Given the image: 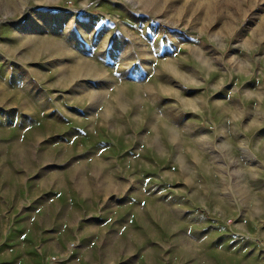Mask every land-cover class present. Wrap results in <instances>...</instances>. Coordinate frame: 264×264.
<instances>
[{
	"label": "rangeland",
	"instance_id": "1",
	"mask_svg": "<svg viewBox=\"0 0 264 264\" xmlns=\"http://www.w3.org/2000/svg\"><path fill=\"white\" fill-rule=\"evenodd\" d=\"M18 139L56 158L0 192L76 164L95 189L46 264H264V0H0V154Z\"/></svg>",
	"mask_w": 264,
	"mask_h": 264
},
{
	"label": "crops",
	"instance_id": "2",
	"mask_svg": "<svg viewBox=\"0 0 264 264\" xmlns=\"http://www.w3.org/2000/svg\"><path fill=\"white\" fill-rule=\"evenodd\" d=\"M26 142L32 144L29 143L30 141ZM25 144L24 139H18L12 144L15 146L12 153L0 154V171L9 172L11 179H20L21 183H26L24 171L27 170L29 175V170L33 168L35 162L41 163L56 158L54 154L47 151L37 155L25 154ZM59 155L65 156L62 153ZM25 159L32 163V167L27 164L25 168ZM98 166H104L102 160L93 158L89 169L94 178L105 176L104 168L99 169ZM18 168L21 169L18 171ZM71 169L66 173H47L43 176L45 180L40 181L41 184L35 185L37 180H34L30 182L33 183L29 185L30 187L27 184L23 187L16 181L15 191L0 192V264H46L47 259L64 250L71 233L70 223L66 226V221H73L82 210L86 212L89 196L95 190L86 180L89 174L85 167L76 164ZM14 173L15 177H13ZM66 177L75 180L76 189L82 192L79 199L48 191V188L56 187L57 184H59L58 187H62L63 178ZM108 178L109 181L102 185L103 188L120 187L111 176ZM5 184L7 188L15 186L12 181H7ZM40 186L42 189L36 191L35 187ZM65 190L68 189L65 188ZM50 203L53 205H48Z\"/></svg>",
	"mask_w": 264,
	"mask_h": 264
},
{
	"label": "bare ground",
	"instance_id": "3",
	"mask_svg": "<svg viewBox=\"0 0 264 264\" xmlns=\"http://www.w3.org/2000/svg\"><path fill=\"white\" fill-rule=\"evenodd\" d=\"M8 23H9V24H13L12 21H9ZM17 24H18V23H17ZM46 47L49 48V46H46ZM130 54H131V53H130ZM77 71L81 72V70H79V69H78Z\"/></svg>",
	"mask_w": 264,
	"mask_h": 264
}]
</instances>
